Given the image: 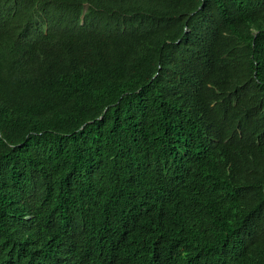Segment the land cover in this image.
Masks as SVG:
<instances>
[{"label": "trees", "instance_id": "1", "mask_svg": "<svg viewBox=\"0 0 264 264\" xmlns=\"http://www.w3.org/2000/svg\"><path fill=\"white\" fill-rule=\"evenodd\" d=\"M0 264H264V0H0Z\"/></svg>", "mask_w": 264, "mask_h": 264}]
</instances>
